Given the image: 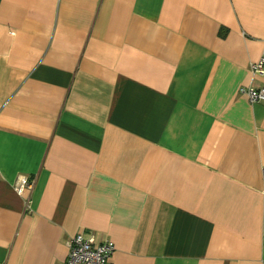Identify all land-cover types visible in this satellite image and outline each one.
<instances>
[{
  "label": "crops",
  "instance_id": "1",
  "mask_svg": "<svg viewBox=\"0 0 264 264\" xmlns=\"http://www.w3.org/2000/svg\"><path fill=\"white\" fill-rule=\"evenodd\" d=\"M262 53L264 0H0V264H264Z\"/></svg>",
  "mask_w": 264,
  "mask_h": 264
},
{
  "label": "built area",
  "instance_id": "2",
  "mask_svg": "<svg viewBox=\"0 0 264 264\" xmlns=\"http://www.w3.org/2000/svg\"><path fill=\"white\" fill-rule=\"evenodd\" d=\"M250 70L255 76H264V53L256 62L250 64ZM250 102L264 100V86H242L239 89ZM264 180V168L261 169ZM31 187V182L25 176H19L14 184L17 193H22ZM115 246L111 240L95 243L92 238H86L81 233L72 236L68 241V253L65 264H111V256Z\"/></svg>",
  "mask_w": 264,
  "mask_h": 264
}]
</instances>
